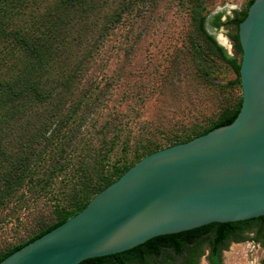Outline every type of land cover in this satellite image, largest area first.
<instances>
[{
	"label": "trees",
	"instance_id": "1",
	"mask_svg": "<svg viewBox=\"0 0 264 264\" xmlns=\"http://www.w3.org/2000/svg\"><path fill=\"white\" fill-rule=\"evenodd\" d=\"M253 1L249 0L247 9ZM158 3L159 0H0V213L14 209L10 207L13 203L25 202L21 200L25 197L21 190H33L34 195L49 192L59 174H65L62 182H74L67 204L54 206L53 220H39L36 231L26 240L0 251V262L79 213L143 157L229 125L236 118L241 96L232 107L223 104L231 98L226 97L228 87L239 86L241 90V58L238 62L230 56L207 32L204 0H178L180 9L187 14L189 31L184 49L171 53L170 69L179 74L189 65L194 85L212 87L223 105L217 116L201 115L198 109L202 101L194 103L197 99L193 94L189 108L192 112L188 113L193 118L191 122L179 123V119L187 117L182 115L171 118L175 125L165 130L143 127L132 146L128 136L120 140L124 129L116 121L119 112L116 118L95 127L93 111L104 103L102 99L108 91L99 88L95 94L91 85L80 88L82 82L98 77L112 79L105 70L112 55V37L125 23L132 30L139 27L140 23L135 25L133 20L142 21L151 15ZM247 9L223 24H234L237 29ZM219 20V14L213 17L216 29L223 25ZM128 35L119 42L125 52ZM137 40L133 38L131 48ZM231 41L241 57L237 33ZM219 61L236 77L230 84L214 83ZM176 83L165 76L158 82V93L165 95L162 90ZM93 134L100 136L99 147L90 162L87 151ZM119 141L121 156L111 162L108 154ZM129 151L133 152L131 162L127 158ZM251 230L264 246L261 216L155 237L128 251L79 264H196L204 246L209 250V264H222L221 251L226 243L242 240L243 234Z\"/></svg>",
	"mask_w": 264,
	"mask_h": 264
},
{
	"label": "water",
	"instance_id": "2",
	"mask_svg": "<svg viewBox=\"0 0 264 264\" xmlns=\"http://www.w3.org/2000/svg\"><path fill=\"white\" fill-rule=\"evenodd\" d=\"M237 35L241 106L232 123L143 157L0 264H79L155 237L264 216V0L248 7Z\"/></svg>",
	"mask_w": 264,
	"mask_h": 264
},
{
	"label": "rangeland",
	"instance_id": "3",
	"mask_svg": "<svg viewBox=\"0 0 264 264\" xmlns=\"http://www.w3.org/2000/svg\"><path fill=\"white\" fill-rule=\"evenodd\" d=\"M248 2L249 0H204L207 32L216 37L221 45H223L222 41L226 42L228 47L223 46L228 54L238 62L241 57L235 51L231 41V37L237 33L236 26L223 23L234 16L239 17L247 9ZM218 14L220 15L219 21L223 25L216 29L212 26V22L213 17ZM133 23H136L135 25L140 23V26L132 30L129 29V24L125 23L109 43L112 55L105 70L107 76L109 78L112 76V79H99V77L98 79H84L80 86V88H88L91 85V90L95 94L99 92V88L108 91L102 99L104 103L98 105L99 107L95 108L92 114L96 119L94 123L96 128L105 120H110L111 117L116 118L119 112L121 115L116 121L121 123L124 129L120 140L128 136L132 146L143 127L149 131L151 126L165 130L175 125L171 118L182 115L187 117L179 119V123L191 122L193 118H190L188 113L192 112L189 108L193 94L197 99L193 100L194 103L202 101V108L198 109L200 114L213 116V118L217 116L221 106L232 107L236 103L241 96L239 86L232 89L228 87L226 97L231 98L220 105L221 102H218L220 98L214 94L215 90L212 87L203 89L193 84L195 80L193 81L190 74L189 65L179 74L173 73L170 69L171 53L184 49L189 31L187 14L180 9L178 0H159L156 10L151 15L146 16L142 21L133 20ZM130 30L132 33L128 35L127 32ZM127 35L129 39L125 52L119 42ZM134 37H138V40L131 48ZM2 46L0 42V49ZM118 76L121 79L113 78ZM165 76L168 79H175L177 83L174 87L163 89L165 95H161V92L158 93L159 89L157 90L158 82ZM214 76V83L221 85L230 84L236 78L231 69L221 61L215 68ZM93 137L90 139L91 146L87 151L90 162H92V155L99 147L97 138L100 136L93 134ZM121 153V142L119 141L108 157L112 162L121 156ZM127 158L128 162H131L133 152L129 151ZM64 175L59 174L56 177L52 188L47 193L34 195L33 190L32 192L21 190L20 194H25L24 199L21 200L25 202L23 204L13 203L10 207H15L14 209L0 213V251L26 240L36 231L35 226L39 220L42 219L46 223L52 221V213L56 204L60 206L67 204V194L74 188V182H62L60 179ZM208 255L209 250L207 246H204L198 253L196 264H209ZM263 258V242L255 230L245 232L242 240H229L221 251L222 264H262Z\"/></svg>",
	"mask_w": 264,
	"mask_h": 264
},
{
	"label": "bare ground",
	"instance_id": "4",
	"mask_svg": "<svg viewBox=\"0 0 264 264\" xmlns=\"http://www.w3.org/2000/svg\"><path fill=\"white\" fill-rule=\"evenodd\" d=\"M222 44L225 45V46H227L226 42H223V41H222ZM227 47H228V46H227Z\"/></svg>",
	"mask_w": 264,
	"mask_h": 264
},
{
	"label": "flooded vegetation",
	"instance_id": "5",
	"mask_svg": "<svg viewBox=\"0 0 264 264\" xmlns=\"http://www.w3.org/2000/svg\"><path fill=\"white\" fill-rule=\"evenodd\" d=\"M208 263H209V261H208Z\"/></svg>",
	"mask_w": 264,
	"mask_h": 264
}]
</instances>
